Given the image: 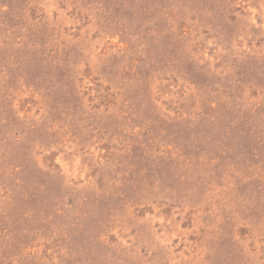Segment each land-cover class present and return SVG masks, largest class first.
Segmentation results:
<instances>
[{
    "label": "rangeland",
    "instance_id": "1",
    "mask_svg": "<svg viewBox=\"0 0 264 264\" xmlns=\"http://www.w3.org/2000/svg\"><path fill=\"white\" fill-rule=\"evenodd\" d=\"M0 264H264V0H0Z\"/></svg>",
    "mask_w": 264,
    "mask_h": 264
}]
</instances>
